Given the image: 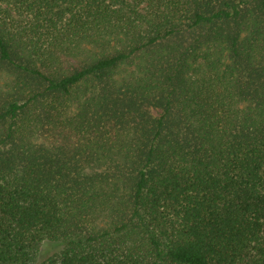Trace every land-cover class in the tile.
Segmentation results:
<instances>
[{"label": "trees", "instance_id": "trees-1", "mask_svg": "<svg viewBox=\"0 0 264 264\" xmlns=\"http://www.w3.org/2000/svg\"><path fill=\"white\" fill-rule=\"evenodd\" d=\"M0 264H264V0H0Z\"/></svg>", "mask_w": 264, "mask_h": 264}]
</instances>
